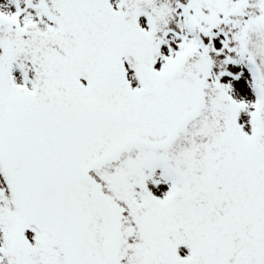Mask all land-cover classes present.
<instances>
[{"label":"snow or ice","instance_id":"6c2138e0","mask_svg":"<svg viewBox=\"0 0 264 264\" xmlns=\"http://www.w3.org/2000/svg\"><path fill=\"white\" fill-rule=\"evenodd\" d=\"M0 264H264V0H0Z\"/></svg>","mask_w":264,"mask_h":264}]
</instances>
